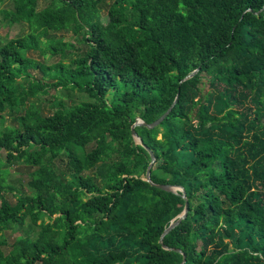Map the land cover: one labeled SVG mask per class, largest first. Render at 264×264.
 Here are the masks:
<instances>
[{
	"label": "trees",
	"instance_id": "16d2710c",
	"mask_svg": "<svg viewBox=\"0 0 264 264\" xmlns=\"http://www.w3.org/2000/svg\"><path fill=\"white\" fill-rule=\"evenodd\" d=\"M5 1L0 264H264V0Z\"/></svg>",
	"mask_w": 264,
	"mask_h": 264
},
{
	"label": "rangeland",
	"instance_id": "374dc122",
	"mask_svg": "<svg viewBox=\"0 0 264 264\" xmlns=\"http://www.w3.org/2000/svg\"><path fill=\"white\" fill-rule=\"evenodd\" d=\"M48 2H49V0H41L40 6L43 7L46 4H48ZM1 8L7 9V10H13L14 9L13 1L12 0H6ZM4 14H5V12H0V45L4 44L8 39H10L12 37H17L18 35L23 34V33L28 31L27 25L25 23H15L12 25L8 24L4 18ZM55 34L57 35V38L63 37V38H65V40H70L74 43H77L79 46L82 45L77 41V39L75 38V36L71 32H67V31L62 32L61 31L59 33L55 32ZM29 54H30V56H33L34 58H36L38 60L43 59V57L38 53V51H32ZM46 60H49V57H46ZM30 71H31V73H34L35 75L39 76L40 71L35 70V69H30ZM54 93H55V90H52L51 93L49 94L50 97H52ZM49 95H48V97H49ZM67 99L69 101H71L69 97ZM78 99H80L79 94H77L74 97V100L77 101ZM40 105H41V107H43L45 112H48L46 107L44 106V102H41ZM22 112H23V110H22ZM10 115L11 116L7 115V118L5 119L4 125H10V124L17 125V122L15 121L16 118H14L12 116V114H10ZM0 125H1V122H0ZM137 142H139V141L137 140ZM2 156H3V158L6 157V152L4 150L2 151ZM10 170H11V174L9 176L8 182L11 183L12 185L17 186V187H19L20 185H23L25 187L23 189L26 190L28 188V181L31 179L32 168L29 167L28 165H26L25 163L18 161L15 164H12ZM8 196H9V199L11 202H13V203L16 202V197L11 192L8 194ZM17 229L18 228L8 230L7 237H8L9 244H12L13 241L15 239H17V237H20V236L27 234L29 232V230L26 227H23L22 229H18V230Z\"/></svg>",
	"mask_w": 264,
	"mask_h": 264
},
{
	"label": "water",
	"instance_id": "95a60500",
	"mask_svg": "<svg viewBox=\"0 0 264 264\" xmlns=\"http://www.w3.org/2000/svg\"><path fill=\"white\" fill-rule=\"evenodd\" d=\"M196 73H197V71H195L194 73H192L191 75H189L188 77H186L185 80L191 79L193 76H195ZM171 110H172V108L165 115H163L160 119H158L156 122H154L151 125H147L143 120L138 119L137 122L132 127L133 135H134L135 139H137L141 143V139L139 137H137V135L134 132L135 127H137V126H146V127H149V128L157 127L166 118V116L170 113ZM154 163H155V157L152 154V161H151V164H150V166H149V168L147 170V173H146V181L148 183H150L151 185H153L154 187H157L158 189H161V190H164V191H167V192H172V193H175L176 194V193H178V191H181L182 192V195H183V198L184 199H187L186 198V192H185V190L183 188L174 187V186H170V185H157V184H154L152 182V180H151V170L153 168ZM187 213H188V203H186V208H185L184 212L181 215H179L176 218V220L173 221V223L171 224V226L165 231V233H164V235H163V237L161 239V244L164 246V248L166 250H168V251H174V249H171V248H169L168 246H166L164 244L165 238L174 229H176L180 225V223L186 218ZM183 264H187V258L186 257H185V260H184Z\"/></svg>",
	"mask_w": 264,
	"mask_h": 264
}]
</instances>
